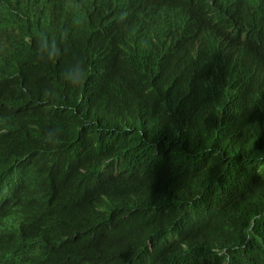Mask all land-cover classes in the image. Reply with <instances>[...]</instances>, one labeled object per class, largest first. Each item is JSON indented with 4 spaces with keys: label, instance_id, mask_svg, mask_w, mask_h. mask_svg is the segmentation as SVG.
Here are the masks:
<instances>
[{
    "label": "trees",
    "instance_id": "trees-1",
    "mask_svg": "<svg viewBox=\"0 0 264 264\" xmlns=\"http://www.w3.org/2000/svg\"><path fill=\"white\" fill-rule=\"evenodd\" d=\"M178 24L190 37L172 51L195 40L204 56L207 31L220 35L226 26L220 15L194 22L190 12ZM253 36L238 45L239 60L258 77L241 101L226 83L215 94L180 88L165 64L134 63L138 76L153 75L140 80L146 95L112 92L104 76L122 87L128 80L105 72L109 62L99 80L92 70L71 74L72 59L56 58L47 42L20 45L32 57L28 75L0 79L15 105L0 111L10 123L0 124V169L27 190L36 154L40 171L49 168L36 186L60 189L67 200L73 194L67 229L96 257L105 245L100 253L118 258L112 240L127 235L131 245L173 248L160 264H264V61L260 67ZM63 48L81 55L74 38Z\"/></svg>",
    "mask_w": 264,
    "mask_h": 264
},
{
    "label": "clouds",
    "instance_id": "clouds-1",
    "mask_svg": "<svg viewBox=\"0 0 264 264\" xmlns=\"http://www.w3.org/2000/svg\"><path fill=\"white\" fill-rule=\"evenodd\" d=\"M226 1L239 11L238 16H233L226 6L211 0H39V3L36 0H0V29L4 37L0 43L3 50L0 56V79L9 75L14 77L15 73L17 78L26 77L27 62L32 57L18 47L44 41L49 43L51 49H55L54 56L59 60L72 59L67 65L71 74L74 70H77V74L92 70L93 75L100 80L98 72L101 74L102 70L95 46L103 44L101 60L110 54L106 59L109 70L105 72H109L112 78L122 76L128 80H123L126 84L122 87L110 80L108 75L104 76L102 82L112 92L128 95L135 90L146 95L140 80L153 75L138 76L134 63L165 64L170 79L180 77L178 83H181H173L180 88L185 84V88L196 91L191 84L198 82L199 90L196 92L215 94L226 83L233 98L237 100L239 96L241 101L244 91L256 80L248 82L239 78V75L246 73L250 77L256 74L245 59L239 60L238 45L243 49L247 39L254 35L251 40L260 49L256 56L261 67L264 61V0ZM153 2L157 6V10L154 7L155 17L150 12ZM185 12L193 14L194 22L196 18L207 14L212 17L220 15L226 22L220 35L207 31V56L201 53L195 40L193 44L172 51L174 43L190 37L178 24ZM153 22H156V26L147 28ZM219 23L216 22L217 25ZM165 27L171 30L169 37L165 36ZM113 31L111 38L103 39ZM71 38L82 46L81 55L73 57L68 51L65 53L63 44ZM221 40L236 47L234 53L237 59L222 47ZM260 40L263 42L258 43ZM8 99L0 92V111L6 112L15 107L13 103L5 101ZM0 124L1 127L10 125L7 121ZM36 159V154L30 159L33 178L27 183V190L13 185L8 169H0V197L6 182H10L3 195L7 200L0 198L3 202H0V238L6 234V240L1 242L3 250L0 248V255H3L4 250L6 255L0 257V264H160L168 257L173 248L160 252L154 250L152 241H148L147 248L131 245L127 235L112 240L118 250V258L101 254L105 245L96 257L89 246L77 240L80 234L67 229L65 214L74 205L73 194L67 200L62 195L58 196L64 193L60 189L49 192L36 186L37 182L44 183L49 177V168L41 172L39 163L42 160Z\"/></svg>",
    "mask_w": 264,
    "mask_h": 264
},
{
    "label": "bare ground",
    "instance_id": "bare-ground-1",
    "mask_svg": "<svg viewBox=\"0 0 264 264\" xmlns=\"http://www.w3.org/2000/svg\"><path fill=\"white\" fill-rule=\"evenodd\" d=\"M38 3H39V0H36ZM212 2H214V3H217V4H220L221 6H226L225 8H226V10L228 11V12H231V14L233 15V16H238L239 15V11L238 10H235L234 8H232V7H230L229 5H228V3H227V1L226 0H211ZM156 8V10H157V6H156V4L153 2V3H151V6H150V12H151V14H152V16L153 17H155V8ZM157 12V11H156ZM130 16V15H129ZM130 21H131V23L133 22L132 21V18L130 17ZM210 21V20H209ZM157 22V21H156ZM114 34V31L113 32H111V33H109L108 35H106L103 39H108V38H111L112 37V35ZM171 38V37H170ZM220 43H221V45H222V47L225 49V50H228V51H230V50H233L234 48H235V46H233V45H230V44H228L226 41H224V40H221L220 41ZM103 44H98L97 46H95V50H96V53H97V55H98V59H99V65L101 66V67H105V65L108 63V60H106V59H108V57H109V53L105 56V57H103V59L101 60V58H100V53H101V51H102V48H103ZM98 73H100V72H98ZM115 93V92H114ZM41 153H43V152H41ZM46 154V153H45ZM44 154V155H45ZM49 163V162H48ZM13 182H15V179L13 180ZM10 183V182H9ZM9 183H7L6 182V184H7V186H6V184H5V189H4V192H3V195H4V193H5V191H6V189L9 187ZM13 185H16L15 183L13 184ZM3 195L0 197V198H2L3 197ZM4 198V197H3ZM5 199V198H4ZM5 200H7V198L5 199ZM4 200V201H5ZM1 202V201H0ZM1 203H3V202H1ZM6 240V234L5 235H3V237L2 238H0V248L2 249V247H1V242L2 241H5ZM3 250V249H2ZM6 255V250H4V253H3V255H0V257H3V256H5Z\"/></svg>",
    "mask_w": 264,
    "mask_h": 264
},
{
    "label": "water",
    "instance_id": "water-1",
    "mask_svg": "<svg viewBox=\"0 0 264 264\" xmlns=\"http://www.w3.org/2000/svg\"><path fill=\"white\" fill-rule=\"evenodd\" d=\"M153 26H156V22H153V23H151V24H149V26L147 27V28H150V27H153ZM165 30V36L166 37H169V35H171V30L168 28V27H165L164 29H163V31ZM239 78H241V79H243V80H246V81H248V82H252L253 80H256V81H258V77L257 76H255L254 74H252L250 77H247L246 76V73H243V74H241V75H239ZM198 82H196V83H194V85H193V89L194 90H199V88H198ZM196 88H198V89H196Z\"/></svg>",
    "mask_w": 264,
    "mask_h": 264
}]
</instances>
